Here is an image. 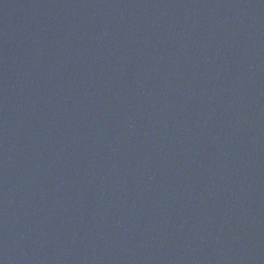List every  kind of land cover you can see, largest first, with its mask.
I'll return each mask as SVG.
<instances>
[{"label":"water","instance_id":"1","mask_svg":"<svg viewBox=\"0 0 264 264\" xmlns=\"http://www.w3.org/2000/svg\"><path fill=\"white\" fill-rule=\"evenodd\" d=\"M0 264H264V0H0Z\"/></svg>","mask_w":264,"mask_h":264}]
</instances>
